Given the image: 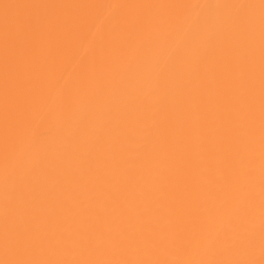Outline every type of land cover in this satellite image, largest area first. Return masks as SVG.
Instances as JSON below:
<instances>
[{
    "label": "bare ground",
    "instance_id": "1",
    "mask_svg": "<svg viewBox=\"0 0 264 264\" xmlns=\"http://www.w3.org/2000/svg\"><path fill=\"white\" fill-rule=\"evenodd\" d=\"M0 264H264V0H0Z\"/></svg>",
    "mask_w": 264,
    "mask_h": 264
}]
</instances>
